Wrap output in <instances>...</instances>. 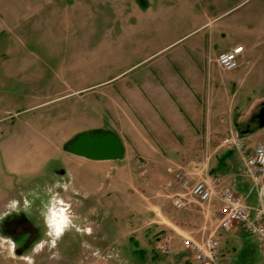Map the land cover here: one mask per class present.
Segmentation results:
<instances>
[{
  "label": "rangeland",
  "instance_id": "374dc122",
  "mask_svg": "<svg viewBox=\"0 0 264 264\" xmlns=\"http://www.w3.org/2000/svg\"><path fill=\"white\" fill-rule=\"evenodd\" d=\"M123 1L80 0L79 8L65 2L56 15L33 17L25 29L11 34L22 40L11 42L9 65L14 74L6 76L8 65L0 59L1 83L10 82L6 91L0 85V99L11 97L10 105L0 102V113L8 115L0 123V217L24 212L34 228H40L39 218L45 214L55 232L67 235L79 264H176L179 248L165 254L160 245L168 236L173 246L181 235L175 236L163 219L193 208L204 213L210 203L175 208L171 194L181 189L178 174L192 169L191 158H143L130 138L134 139L143 105L156 101L155 74L168 73L174 63L179 68L189 65L171 60L188 37L167 43L188 33L193 20L189 13L169 11L158 2L151 11L137 13L132 7L136 0H126V13ZM257 16L251 27L257 40L255 72L262 86L255 93L238 91L232 97L234 104L252 110L242 109L237 117L235 133L242 137L260 127L255 114L264 103V17ZM226 89L221 88L227 93ZM4 105L9 107L4 110ZM96 129L121 138L122 159L89 160L64 150L78 133ZM230 134L221 137L222 148L229 149L222 141ZM244 140L251 151L264 142V130ZM209 158L205 172L213 175ZM160 168L168 171L165 181ZM158 225L164 228L163 236L156 231ZM104 235L105 251L99 245ZM41 251L38 246L34 256L18 254L11 237L0 234V264H43ZM59 256L55 253L53 264L64 263ZM238 264L254 263L242 257Z\"/></svg>",
  "mask_w": 264,
  "mask_h": 264
},
{
  "label": "crops",
  "instance_id": "0c3cea01",
  "mask_svg": "<svg viewBox=\"0 0 264 264\" xmlns=\"http://www.w3.org/2000/svg\"><path fill=\"white\" fill-rule=\"evenodd\" d=\"M139 1L136 0L132 5L137 13L151 11L152 4L158 2L169 11L189 13L193 23L188 33L167 43L169 46L188 37L182 41L183 47L171 60L186 61L189 65L179 68L174 63L173 69L168 73L155 74L153 84L156 101L146 103L142 107L134 139L130 138L134 141V151L143 158L159 160L173 156L189 157L192 169L196 166L200 168L203 159L210 157L211 173L232 186L248 204L257 205L260 200L259 189L243 173V160L240 154L230 148H222L220 141L224 133L237 131V117L242 109H245L246 113L252 112L250 107L242 108L232 102L238 91L255 93L262 86L258 72H255L257 58L254 50L257 40L253 38L255 33L251 22H255L257 14L264 17V0H143L142 3ZM144 1L147 2L146 7ZM65 2H70L72 8L81 6L80 0H0V59L2 63L8 65L6 76L15 73L9 65L11 42L22 40L21 36L11 34L20 32L21 28L25 29L33 17L47 16L49 13L56 15L65 6ZM123 4V10L128 13L126 0ZM66 6L69 5L66 3ZM24 38L27 41L29 36ZM238 43L245 46L239 67L229 73L222 72L217 63L218 55ZM9 83L7 80L1 83L0 80V85L4 87L2 90H5V87L9 88ZM235 85H245L246 88L234 89ZM224 87L227 88L228 94L231 92V96L221 90ZM143 94H147L144 89ZM0 102L10 105L11 97L3 96ZM9 105H4L2 109L5 110ZM4 114L5 111L0 113V123L8 117ZM126 128L125 132H128L130 129ZM258 129L264 130V127L257 128L255 132L247 130L242 135L250 139ZM194 159L202 161H193ZM160 173L161 180L168 179V171L160 168ZM193 178L198 179L200 175ZM208 207L204 213L193 208L179 211L177 215L163 219L170 225V229H173L175 236L181 235L173 243L174 249L179 248L177 255L181 258L176 264H194L193 258L191 256L187 258L186 253L182 251V235L200 237L207 229L217 227L221 217L220 203L214 199ZM166 209L167 207H164V210ZM159 212V217H163ZM161 230L164 228L158 225L156 231H159V234L161 232L160 236H163L165 232ZM221 238L225 264H238L242 257L254 264H264V252L259 241L249 234L242 224L235 223L228 232L221 234Z\"/></svg>",
  "mask_w": 264,
  "mask_h": 264
},
{
  "label": "built area",
  "instance_id": "2783aa9c",
  "mask_svg": "<svg viewBox=\"0 0 264 264\" xmlns=\"http://www.w3.org/2000/svg\"><path fill=\"white\" fill-rule=\"evenodd\" d=\"M244 52L245 46L238 43L221 52L217 63L224 71H232L239 67ZM222 145L239 151L243 159V173L259 189L260 200L257 205L248 204L232 186L205 172L208 157L200 168L196 166V169L181 171L178 174L181 189L171 194V203L175 208H191L194 203L209 204L214 199L221 206L219 223L209 234L203 233L200 237L182 235V251L193 258L194 264H225L221 234L228 232L235 223L242 224L249 234L255 236L264 252V142L249 151L244 138L239 133H232L223 139ZM196 175L200 178L194 179ZM160 247L165 254L174 251L168 236Z\"/></svg>",
  "mask_w": 264,
  "mask_h": 264
},
{
  "label": "flooded vegetation",
  "instance_id": "af4514ba",
  "mask_svg": "<svg viewBox=\"0 0 264 264\" xmlns=\"http://www.w3.org/2000/svg\"><path fill=\"white\" fill-rule=\"evenodd\" d=\"M263 107L264 103L261 105L258 113L255 114L257 118ZM46 221L45 214L41 215L39 224H42L43 227L34 228L35 225L32 224L31 219L24 212L14 211L6 217H0V226H2L0 234L11 237L13 249L18 254L34 256L33 253L36 248L41 246L42 257L40 259H42L43 264H53L52 258L55 256V253H58L60 255L58 258L64 261L62 264H79L80 257L75 251H72L70 244H67L69 241L67 235L65 233L60 235L58 232H55ZM105 239L104 235L102 241L99 240L103 243L99 244L103 251L108 246L105 243L107 241ZM53 243H56V246ZM93 248L94 246H91V249ZM74 254L76 255L75 257ZM86 258L89 257L86 256Z\"/></svg>",
  "mask_w": 264,
  "mask_h": 264
},
{
  "label": "water",
  "instance_id": "95a60500",
  "mask_svg": "<svg viewBox=\"0 0 264 264\" xmlns=\"http://www.w3.org/2000/svg\"><path fill=\"white\" fill-rule=\"evenodd\" d=\"M260 127H264V107L258 115ZM64 150L89 160H118L125 156L121 138L105 129L87 130L78 133L63 145Z\"/></svg>",
  "mask_w": 264,
  "mask_h": 264
}]
</instances>
